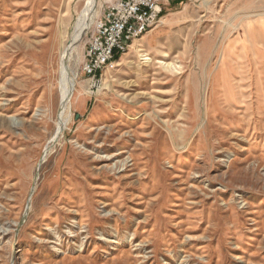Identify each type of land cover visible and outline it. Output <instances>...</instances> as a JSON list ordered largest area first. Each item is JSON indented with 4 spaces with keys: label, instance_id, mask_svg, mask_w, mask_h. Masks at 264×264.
<instances>
[{
    "label": "rangeland",
    "instance_id": "rangeland-1",
    "mask_svg": "<svg viewBox=\"0 0 264 264\" xmlns=\"http://www.w3.org/2000/svg\"><path fill=\"white\" fill-rule=\"evenodd\" d=\"M116 1L0 0V264H264V0L173 1L94 84Z\"/></svg>",
    "mask_w": 264,
    "mask_h": 264
},
{
    "label": "built area",
    "instance_id": "built-area-1",
    "mask_svg": "<svg viewBox=\"0 0 264 264\" xmlns=\"http://www.w3.org/2000/svg\"><path fill=\"white\" fill-rule=\"evenodd\" d=\"M173 1L190 0H117L95 22L86 47L83 71L94 84L104 73L117 66V58L130 50L151 28L163 19L165 6Z\"/></svg>",
    "mask_w": 264,
    "mask_h": 264
},
{
    "label": "crops",
    "instance_id": "crops-1",
    "mask_svg": "<svg viewBox=\"0 0 264 264\" xmlns=\"http://www.w3.org/2000/svg\"><path fill=\"white\" fill-rule=\"evenodd\" d=\"M179 3H180V2H179ZM164 10H165V9H164ZM163 14H164V13H163ZM118 58H120V57H118ZM118 58H117V59H118Z\"/></svg>",
    "mask_w": 264,
    "mask_h": 264
},
{
    "label": "bare ground",
    "instance_id": "bare-ground-1",
    "mask_svg": "<svg viewBox=\"0 0 264 264\" xmlns=\"http://www.w3.org/2000/svg\"><path fill=\"white\" fill-rule=\"evenodd\" d=\"M133 47V46H132Z\"/></svg>",
    "mask_w": 264,
    "mask_h": 264
},
{
    "label": "water",
    "instance_id": "water-1",
    "mask_svg": "<svg viewBox=\"0 0 264 264\" xmlns=\"http://www.w3.org/2000/svg\"><path fill=\"white\" fill-rule=\"evenodd\" d=\"M78 116V115H77Z\"/></svg>",
    "mask_w": 264,
    "mask_h": 264
}]
</instances>
